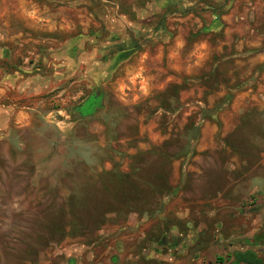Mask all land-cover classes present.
Wrapping results in <instances>:
<instances>
[{"label":"rangeland","instance_id":"1","mask_svg":"<svg viewBox=\"0 0 264 264\" xmlns=\"http://www.w3.org/2000/svg\"><path fill=\"white\" fill-rule=\"evenodd\" d=\"M130 2L0 0V264H232L264 230V157H184L203 107L170 108L155 67L140 89L138 53H94L127 34ZM91 96L98 110L73 118Z\"/></svg>","mask_w":264,"mask_h":264},{"label":"crops","instance_id":"2","mask_svg":"<svg viewBox=\"0 0 264 264\" xmlns=\"http://www.w3.org/2000/svg\"><path fill=\"white\" fill-rule=\"evenodd\" d=\"M155 1L131 0V18L124 15L123 27L115 22V29L127 34L110 36L107 49L98 40L94 53L113 55V66L121 58L127 64L138 53V65L125 68L131 81L140 78V89H149L155 67L156 74H170L167 81L178 88L177 106L188 100L190 109L203 107L209 117L203 119L197 147L184 157L204 154L212 164L217 145L219 151L235 148L242 163L264 157V0ZM167 85L158 84L157 89L163 92ZM92 99L98 110L101 99ZM234 134L237 143L232 145ZM260 233L264 230L242 233L241 245L232 251H252L264 264V243L251 245Z\"/></svg>","mask_w":264,"mask_h":264},{"label":"trees","instance_id":"3","mask_svg":"<svg viewBox=\"0 0 264 264\" xmlns=\"http://www.w3.org/2000/svg\"><path fill=\"white\" fill-rule=\"evenodd\" d=\"M172 87H173V90L171 92H168V90H165L161 94L173 93V96H171L170 98H167L164 101L166 102V101H169V99H171L172 102L169 101V103L175 104V108H173V107H170V108H172L173 110H175V112H177L179 110V106H177L178 105V102H177V96H178L177 90H178V88L176 86H172ZM202 117L204 119V117H209V116H206V114L203 113ZM262 243H264V233H260V234L256 235L253 238L251 245L255 246V245L262 244ZM219 260H220V262H218L217 264H223V261L221 259H219ZM232 264H262V261L256 257L254 252L246 251L244 253H234Z\"/></svg>","mask_w":264,"mask_h":264},{"label":"flooded vegetation","instance_id":"4","mask_svg":"<svg viewBox=\"0 0 264 264\" xmlns=\"http://www.w3.org/2000/svg\"><path fill=\"white\" fill-rule=\"evenodd\" d=\"M92 97V96H91ZM91 97L90 98H87L80 106L76 107L73 112H72V116L73 118H84L86 116H90V115H93L96 110H97V106H96V99H95V103L93 102L94 100L92 99L91 100ZM91 100V101H89ZM89 103H93L92 107L90 108L89 112L85 113L86 112V107Z\"/></svg>","mask_w":264,"mask_h":264}]
</instances>
